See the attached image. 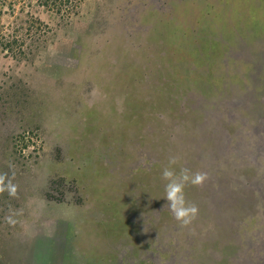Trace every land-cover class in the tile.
Listing matches in <instances>:
<instances>
[{
  "label": "rangeland",
  "instance_id": "1",
  "mask_svg": "<svg viewBox=\"0 0 264 264\" xmlns=\"http://www.w3.org/2000/svg\"><path fill=\"white\" fill-rule=\"evenodd\" d=\"M262 52L264 0H0V172L19 186L0 264L255 263L264 156L234 103L264 98ZM173 156L208 174L188 228L164 199Z\"/></svg>",
  "mask_w": 264,
  "mask_h": 264
},
{
  "label": "clouds",
  "instance_id": "2",
  "mask_svg": "<svg viewBox=\"0 0 264 264\" xmlns=\"http://www.w3.org/2000/svg\"><path fill=\"white\" fill-rule=\"evenodd\" d=\"M178 163V157H170L168 166L162 171V179L166 181L164 191L165 200L173 218L182 228H188L193 224L199 214L198 206L186 200L185 188L188 185L193 187H202L208 180V174L205 172H192L187 167L180 168L179 172L174 169ZM9 168L13 169L11 176L7 172H0V194L7 193L9 197L16 198L19 186L13 183L15 179V165L9 163ZM22 210H13L5 216V223L14 226L17 223L16 216L20 215Z\"/></svg>",
  "mask_w": 264,
  "mask_h": 264
},
{
  "label": "flooded vegetation",
  "instance_id": "3",
  "mask_svg": "<svg viewBox=\"0 0 264 264\" xmlns=\"http://www.w3.org/2000/svg\"><path fill=\"white\" fill-rule=\"evenodd\" d=\"M252 64L254 65L253 72L251 73V78L253 81V84L257 85L258 88H260L262 95L264 96V73H263V65H264V53L262 52L260 54V59H257L256 61H253ZM243 106L246 109L249 107L255 108L254 113L257 117V124L253 127V133L255 134L256 138V145L253 151V159L256 162H259L258 167L260 166V161L262 160V157L264 156V98L260 99L257 96L256 89L253 91L247 92L243 97L240 98L238 103H234V106ZM229 118H233V116H229ZM227 141L229 140V136L226 137ZM242 144V142H241ZM167 229H164L163 232L157 236V240H161L162 242L166 241L165 237L169 238L170 235L166 231ZM165 232V233H164ZM259 243L255 247V263L251 259L248 260H242V264H264V250L262 251V239H258ZM161 241L159 242V245L162 246ZM264 244V241H263ZM184 258L171 256L170 260L166 264H175L176 261H183Z\"/></svg>",
  "mask_w": 264,
  "mask_h": 264
},
{
  "label": "crops",
  "instance_id": "4",
  "mask_svg": "<svg viewBox=\"0 0 264 264\" xmlns=\"http://www.w3.org/2000/svg\"><path fill=\"white\" fill-rule=\"evenodd\" d=\"M261 239H262V251L264 250V244H263V241H264V239H263V235H261Z\"/></svg>",
  "mask_w": 264,
  "mask_h": 264
},
{
  "label": "water",
  "instance_id": "5",
  "mask_svg": "<svg viewBox=\"0 0 264 264\" xmlns=\"http://www.w3.org/2000/svg\"><path fill=\"white\" fill-rule=\"evenodd\" d=\"M152 1L158 2L159 0H152Z\"/></svg>",
  "mask_w": 264,
  "mask_h": 264
}]
</instances>
